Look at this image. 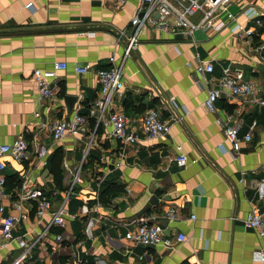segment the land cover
I'll list each match as a JSON object with an SVG mask.
<instances>
[{"label": "crops", "instance_id": "obj_1", "mask_svg": "<svg viewBox=\"0 0 264 264\" xmlns=\"http://www.w3.org/2000/svg\"><path fill=\"white\" fill-rule=\"evenodd\" d=\"M139 4L0 0V143L10 144L24 134L30 149L22 162L6 157L3 173L12 196L4 203L7 212L18 215L13 206L17 187L8 179L15 176L42 188L53 206L39 221L34 205H23L28 219L15 234L33 247L20 258L23 249L16 242L0 239V264H77L79 259L81 264H264L254 257L264 245L262 238L244 226L252 207L264 212V108L225 96L214 114L204 105L206 90L191 77L198 59L214 62V77L221 76L224 66L240 68L264 99V51L256 48L264 47V30L239 41L229 28L219 33L198 29L186 36L145 28L137 49L122 60L126 36L115 43L120 32L131 33ZM247 6L264 11V0H237L231 6L239 22L254 26L242 14ZM112 54L125 83L113 106L126 114L130 130L138 135L125 148L120 167L111 165L120 144L108 129L97 126L92 112L101 87L96 71L110 65ZM60 61L68 67L52 82L55 97L39 103L33 70ZM85 64L92 70L77 74L74 67ZM152 106L171 123L170 132L156 138L147 137L141 127L143 112ZM75 112L88 117L87 132L54 140L50 126ZM219 115L239 126L240 141L226 139L216 123ZM249 132L252 139L245 141L242 137ZM40 145L49 149L48 159L57 149L62 153L60 186L48 163L35 155ZM178 147L188 157L185 166L176 162ZM111 179L118 180L119 189L104 205L99 186ZM64 202L65 225L54 227L53 212ZM169 205L179 210V220L163 218ZM193 214L195 219L190 218ZM140 218L162 224L167 237L183 233L186 238L172 248L134 245L125 233ZM55 233H62L64 240L57 242Z\"/></svg>", "mask_w": 264, "mask_h": 264}, {"label": "built area", "instance_id": "obj_2", "mask_svg": "<svg viewBox=\"0 0 264 264\" xmlns=\"http://www.w3.org/2000/svg\"><path fill=\"white\" fill-rule=\"evenodd\" d=\"M91 1V0H87ZM116 7L125 5L130 0H110ZM237 0H140L139 7L130 21L131 33L127 35L125 31L118 34V44L126 36L124 45V54L122 60L131 56L138 47L139 34L143 29L155 30L164 34L171 35H190L195 30L219 33L225 28H229L236 40L252 39L256 35H261L264 30V11H260L254 6H247L242 10V14L247 21L254 23V26H247L237 20L236 14L231 11V6ZM32 7V3L26 5ZM263 52L264 47L260 44L256 47ZM110 65L100 68L96 71L100 82V90L92 102V112L94 114L97 126L102 125L109 130V134L114 138L122 148L116 159L112 160L111 165L120 167L125 158V148L134 144L138 140V135L130 130L129 119L123 111L115 110L113 103L116 99L123 96L125 83L122 79L121 66L117 64L115 54L109 57ZM188 63V66H191ZM66 62H55L48 69H34L33 78L37 84V101L52 100L55 97V91L52 82L59 78L60 72L67 69ZM74 70L77 74H85L92 70L88 64L76 65ZM215 65L213 61L198 59L193 66L191 77L206 90L204 100L205 107L212 113L217 114V106L220 98L229 96L239 101L248 102L253 105L264 108V99L256 95V86L252 79H247L240 68H233L230 65L222 67V73L219 77H214ZM209 84L213 87L210 88ZM171 104L177 106L174 98ZM38 116L39 113H36ZM216 123L223 129L228 141L235 143L240 141L239 126L231 122L230 117H216ZM256 123L253 124V128ZM89 127L88 117L75 112L69 118H61L55 121L50 130L52 137L56 141H61L67 135L74 136L87 132ZM141 127L145 135L149 138H156L170 132L171 123L163 117L159 107H150L143 112L141 118ZM245 141L252 139V133L249 132L242 137ZM179 154L176 162L179 166H185L188 163L187 155L178 147ZM224 149V148H223ZM29 142L20 134L12 143H0V239L8 242H16L19 248L23 249L20 258H24L33 244L26 241L25 236L16 235V229L21 222L28 219V214L23 211V205L32 203L35 208V215L42 221L47 213L52 211L51 198L40 188L23 180L16 189V201L13 206L19 211L18 215L7 212V206L4 199L10 198L12 194L6 191L7 180L3 173L6 168V157L12 160L22 162L29 157ZM36 157L42 164L48 163L49 149L43 145L38 146ZM264 182V178L262 179ZM66 195V200L68 199ZM53 212L51 225L54 227H64V218L68 215L64 204ZM163 218L169 221H177L180 218L179 210L172 205L166 207L163 212ZM195 219L193 214L190 217ZM244 226L255 230L262 238L264 244V212L258 207H252L244 218ZM45 231L44 233H46ZM125 238L134 245L158 246L164 245L172 248L175 243L185 240L186 235L177 234L174 238L166 236L165 228L160 223L149 222L146 218H140L136 221L135 227L128 229ZM55 240L62 242L64 236L62 233H55ZM254 257L264 261V245L262 249L254 253ZM83 260H78L81 264Z\"/></svg>", "mask_w": 264, "mask_h": 264}, {"label": "trees", "instance_id": "obj_3", "mask_svg": "<svg viewBox=\"0 0 264 264\" xmlns=\"http://www.w3.org/2000/svg\"><path fill=\"white\" fill-rule=\"evenodd\" d=\"M48 166L50 168L51 174L54 177V182L60 186L62 184L63 172H62V153L59 149H57L55 153L51 155V157H49ZM8 179L14 180L16 187L20 185L21 182L20 178L12 176L9 177ZM118 183L119 182L116 179L103 180L100 183L98 198L102 204L107 205L110 202L112 193L116 192L119 189Z\"/></svg>", "mask_w": 264, "mask_h": 264}, {"label": "rangeland", "instance_id": "obj_4", "mask_svg": "<svg viewBox=\"0 0 264 264\" xmlns=\"http://www.w3.org/2000/svg\"><path fill=\"white\" fill-rule=\"evenodd\" d=\"M233 12V10H231Z\"/></svg>", "mask_w": 264, "mask_h": 264}]
</instances>
